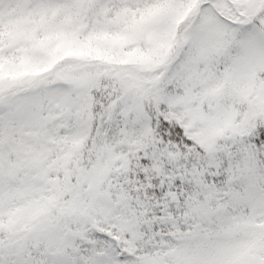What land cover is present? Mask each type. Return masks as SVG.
<instances>
[{"label": "snow or ice", "instance_id": "1", "mask_svg": "<svg viewBox=\"0 0 264 264\" xmlns=\"http://www.w3.org/2000/svg\"><path fill=\"white\" fill-rule=\"evenodd\" d=\"M0 264H264V0H0Z\"/></svg>", "mask_w": 264, "mask_h": 264}]
</instances>
